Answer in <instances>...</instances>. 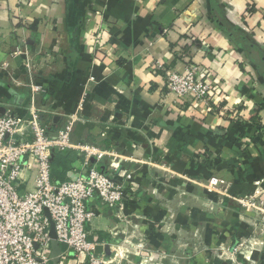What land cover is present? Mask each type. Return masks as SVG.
Returning a JSON list of instances; mask_svg holds the SVG:
<instances>
[{
	"label": "crops",
	"instance_id": "obj_1",
	"mask_svg": "<svg viewBox=\"0 0 264 264\" xmlns=\"http://www.w3.org/2000/svg\"><path fill=\"white\" fill-rule=\"evenodd\" d=\"M18 45L36 61L32 76L13 54ZM191 66L213 80L215 101L168 93L167 74ZM32 81L42 90L33 93ZM84 92L74 142L107 152L99 169L112 171L116 158L134 171L130 181L114 173L129 196L122 219L97 196L88 202L89 239L111 250L99 255L112 258L129 238L130 248L143 242L159 253L158 264H180L188 231L204 246L181 264H202L214 247L254 232L234 198L264 189V0H0V115L28 118L34 102L45 123L60 126ZM81 164L77 154L66 181ZM212 177L223 195L208 191Z\"/></svg>",
	"mask_w": 264,
	"mask_h": 264
},
{
	"label": "built area",
	"instance_id": "obj_2",
	"mask_svg": "<svg viewBox=\"0 0 264 264\" xmlns=\"http://www.w3.org/2000/svg\"><path fill=\"white\" fill-rule=\"evenodd\" d=\"M13 54L24 57V66L32 76L37 66L29 52L18 45ZM29 86L33 93L42 90L33 81ZM166 88L175 102L189 98L195 102L215 101V83L199 75L196 67L191 66L185 73L169 72ZM86 96L84 92L78 110L57 130L42 120L34 102L28 118L11 110L0 115V264H64L63 260L71 255L84 264H124L118 254L112 258L96 254L88 230L96 214L88 202L97 196L103 208L117 209V218L122 219L129 196L116 182L114 173L130 181L134 171H122L121 162L116 164V158H112L113 170L103 172L97 163L107 152L96 143L74 142L73 131L81 119ZM52 132L57 135L52 136ZM68 151L77 152L81 158L82 173L74 180L56 181L52 166L55 153ZM220 183L219 178L212 177L208 191L220 193ZM263 190L234 199L243 207L259 209L258 194ZM52 222L59 244L67 248L62 250L58 263L52 255ZM125 242L134 245L130 240Z\"/></svg>",
	"mask_w": 264,
	"mask_h": 264
},
{
	"label": "rangeland",
	"instance_id": "obj_3",
	"mask_svg": "<svg viewBox=\"0 0 264 264\" xmlns=\"http://www.w3.org/2000/svg\"><path fill=\"white\" fill-rule=\"evenodd\" d=\"M180 179L185 182V188L188 190L190 184H193L192 179L189 176H180ZM188 183V184H187ZM219 192H217L218 194ZM256 194V191L253 193ZM251 194V195H253ZM188 195V194H187ZM219 195H223L221 192ZM250 196V195H248ZM190 199V196H186ZM191 200V199H190ZM181 201V199H180ZM192 201V200H191ZM190 201V202H191ZM237 202V201H236ZM259 209L255 207L247 208L241 205L239 210L242 212V215H245L247 218L252 220V227H254L252 234L244 239H241L233 247L219 246L214 247L212 251L211 260H207L202 264H219L217 260L225 261L226 264H260L264 260V191L262 194H258ZM192 204V202L190 203ZM213 210L210 208H202V211ZM173 224L171 223L170 226ZM260 228L259 234L257 233ZM171 231V230H170ZM197 233L181 231L180 233V264L182 258H194L195 255L199 256L203 248V239L200 235L196 236ZM129 240V238H128ZM132 241V239H130ZM132 243H134L132 241ZM136 243V242H135ZM135 245V244H134ZM131 245V247H134ZM206 249V247H205ZM192 250V251H191ZM210 251V252H211ZM190 252L189 256L187 253ZM184 253V254H183ZM118 254V257L123 258L124 264H158L160 261L159 253L153 250H147L146 244L137 242L136 248H130L128 243H124L120 248L114 252V256ZM215 258V259H214ZM137 259V260H135ZM135 260V261H134ZM132 262V263H131ZM221 264V263H220Z\"/></svg>",
	"mask_w": 264,
	"mask_h": 264
},
{
	"label": "trees",
	"instance_id": "obj_4",
	"mask_svg": "<svg viewBox=\"0 0 264 264\" xmlns=\"http://www.w3.org/2000/svg\"><path fill=\"white\" fill-rule=\"evenodd\" d=\"M230 34L232 36V38H234V40L240 42V40L238 38H236L238 35L237 33H235V31L230 30ZM258 109L256 110L257 113ZM253 120H255V118H252ZM50 129L54 130L57 129L59 125L56 124H49ZM77 157V154L75 155L72 151H68V152H56L53 162H52V166H53V178L56 181L62 182V181H66V179L68 178L67 176V172L69 169H71L73 163L75 162ZM100 170H102L103 172H109L105 167H100Z\"/></svg>",
	"mask_w": 264,
	"mask_h": 264
},
{
	"label": "water",
	"instance_id": "obj_5",
	"mask_svg": "<svg viewBox=\"0 0 264 264\" xmlns=\"http://www.w3.org/2000/svg\"><path fill=\"white\" fill-rule=\"evenodd\" d=\"M51 135L56 136L57 134H56V132H52ZM92 161L95 162V159L92 158ZM76 178L77 177H72V180H74ZM47 214L49 216L48 212H47ZM50 233H51V236L53 237V243H52L53 254L52 255L54 258V262L58 263L60 260V255L62 253V246L59 244V242L57 240L55 226H54L53 222L51 223ZM95 252L97 255L103 254L104 252H106L108 255H110L111 254L110 246L109 245L104 246L102 244L96 245Z\"/></svg>",
	"mask_w": 264,
	"mask_h": 264
}]
</instances>
